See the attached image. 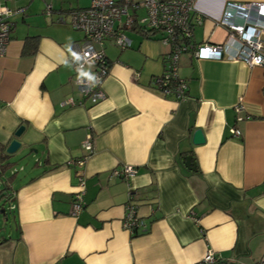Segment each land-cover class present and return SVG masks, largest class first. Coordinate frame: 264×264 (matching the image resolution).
Segmentation results:
<instances>
[{"label": "crops", "instance_id": "1", "mask_svg": "<svg viewBox=\"0 0 264 264\" xmlns=\"http://www.w3.org/2000/svg\"><path fill=\"white\" fill-rule=\"evenodd\" d=\"M226 2L264 4L193 0L202 17L193 43L226 44L234 53L235 42L217 24ZM89 4L0 0L11 13L0 57V157L16 139L22 151L15 157L31 161L0 185V200L8 202L0 213L14 224L0 238V264H200L207 251L214 264L258 263L264 258V68L183 53L177 75L185 81L184 97H165L152 81L165 71L168 47L126 31L129 48L101 46L110 71L101 84L105 99L91 103L73 81L71 47L83 36L69 24V13ZM260 40L264 52V33ZM68 98L75 104L61 106ZM196 130L201 144L193 143ZM87 136L90 151L82 147ZM124 166L135 174L109 179ZM77 193L82 209L72 216ZM129 195L143 223L134 235L122 223Z\"/></svg>", "mask_w": 264, "mask_h": 264}, {"label": "built area", "instance_id": "2", "mask_svg": "<svg viewBox=\"0 0 264 264\" xmlns=\"http://www.w3.org/2000/svg\"><path fill=\"white\" fill-rule=\"evenodd\" d=\"M48 6L47 14L50 12ZM143 14L139 15L138 10ZM11 13L0 8V57L5 55L9 43V30L11 27L8 17ZM61 21L60 19L58 20ZM202 17L195 15L193 0H90L87 8L76 9L69 13L71 28L82 34L81 43L72 44L73 81L78 91L91 103L105 99L101 84L108 76L110 65L106 61L101 46L110 42L120 50L130 47L131 40L126 31L151 32L150 38H157L168 47L165 71L161 76L153 78L152 85L165 97L183 98L185 81L177 75L179 58L183 53L190 52L193 57L201 60H238L249 68H264V52L260 35L264 33V4L240 5L226 2L221 18L217 24L227 31V39L236 44L233 54L227 52L226 44H195L191 41L192 31L195 26L201 25ZM96 46L99 49H96ZM87 76H82L84 70ZM72 98L66 99L61 106H73ZM241 109L237 106L235 110ZM249 117L245 119L248 120ZM237 117L236 121H242ZM231 135L238 138L240 131L230 129ZM86 151L91 150L90 137L82 143ZM82 161L77 165L81 166ZM135 174L131 166L114 169L109 174V179L127 180ZM80 188L83 186L79 179ZM82 195V193H81ZM81 195L77 193L72 202L71 215L77 216L82 209ZM131 196L125 205L123 229L134 235L143 223L137 217V207L131 203ZM214 253L207 251L200 264H214ZM256 264H264L262 258Z\"/></svg>", "mask_w": 264, "mask_h": 264}, {"label": "rangeland", "instance_id": "3", "mask_svg": "<svg viewBox=\"0 0 264 264\" xmlns=\"http://www.w3.org/2000/svg\"><path fill=\"white\" fill-rule=\"evenodd\" d=\"M114 1H118V0H114ZM133 2H141V0H132ZM139 13V15H142L143 14V11L142 9L138 10L137 11ZM27 157H25L24 155H22L21 157H18L15 159H11L9 161H4V164L5 163H9L10 167L9 168H6V169H2L0 168V185L2 184V180H8L10 179L12 176L11 174V170L13 168H15L17 171L19 170L20 166H23V167H26L28 166L31 161L29 159H26ZM20 173L17 174V176L19 175ZM7 204L8 202H6L5 200L4 201H1L0 200V207H2V209H7ZM10 215L8 214V220H4L5 218L3 217V215L0 213V238L1 237H7L8 234L11 233V230H14V224L13 222L11 221Z\"/></svg>", "mask_w": 264, "mask_h": 264}, {"label": "water", "instance_id": "4", "mask_svg": "<svg viewBox=\"0 0 264 264\" xmlns=\"http://www.w3.org/2000/svg\"><path fill=\"white\" fill-rule=\"evenodd\" d=\"M24 130V127L23 126H20L16 131H15V134L14 136L16 138H18L21 133L23 132ZM204 139H203V135H202V132L200 130H196L194 131L193 133V143L194 144H201L203 143ZM22 151V148H21V144L18 140L14 139L12 140L8 146L5 148L4 150V155L6 156V161L10 158H13L15 157L18 153H20ZM184 164L185 166L192 170V171H195V168H194V163L191 161V157H185L184 158ZM11 174H15L13 172H11Z\"/></svg>", "mask_w": 264, "mask_h": 264}, {"label": "trees", "instance_id": "5", "mask_svg": "<svg viewBox=\"0 0 264 264\" xmlns=\"http://www.w3.org/2000/svg\"><path fill=\"white\" fill-rule=\"evenodd\" d=\"M137 33H139V32H137ZM139 34H141V35H143L144 37H146V38H150L152 35V33L151 32H140ZM6 160V156L5 155H3L2 157H0V166H1V168L4 170V169H6V168H9L10 166V164L9 163H5L4 164V161ZM14 175V174H13ZM13 175H11V176H13Z\"/></svg>", "mask_w": 264, "mask_h": 264}]
</instances>
